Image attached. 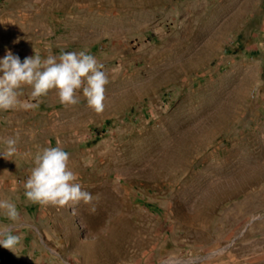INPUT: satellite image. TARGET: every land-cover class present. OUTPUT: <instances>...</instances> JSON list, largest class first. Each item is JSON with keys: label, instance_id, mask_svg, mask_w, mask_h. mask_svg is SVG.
<instances>
[{"label": "rangeland", "instance_id": "rangeland-1", "mask_svg": "<svg viewBox=\"0 0 264 264\" xmlns=\"http://www.w3.org/2000/svg\"><path fill=\"white\" fill-rule=\"evenodd\" d=\"M6 50H85L109 82L101 112L79 89L0 110V153L18 149L0 156V199L19 210L0 229L21 237L0 264H264V0H0ZM49 146L91 203L24 197Z\"/></svg>", "mask_w": 264, "mask_h": 264}, {"label": "clouds", "instance_id": "clouds-1", "mask_svg": "<svg viewBox=\"0 0 264 264\" xmlns=\"http://www.w3.org/2000/svg\"><path fill=\"white\" fill-rule=\"evenodd\" d=\"M109 78L104 66L88 51H61L59 57L49 53L42 58L34 53L21 60L18 54L6 50L0 56V110L39 108L40 98L56 89L59 102L64 105L79 103L77 90H81L87 105L96 112L104 109L105 86ZM22 85L31 86L29 98L19 99ZM5 151L0 156H13L18 149L17 138L4 141ZM33 167L24 182V197L42 205L70 206L83 201L91 203L93 194L82 188L77 173L68 166L69 153L60 146L43 147L33 156ZM0 211L10 220L19 218L16 202L0 199ZM14 224L0 229V246L15 250L21 237L13 232Z\"/></svg>", "mask_w": 264, "mask_h": 264}, {"label": "water", "instance_id": "water-1", "mask_svg": "<svg viewBox=\"0 0 264 264\" xmlns=\"http://www.w3.org/2000/svg\"><path fill=\"white\" fill-rule=\"evenodd\" d=\"M197 260V259H196ZM191 261H195V259L191 260ZM186 262H189V261H186ZM163 264H168V262H164Z\"/></svg>", "mask_w": 264, "mask_h": 264}]
</instances>
